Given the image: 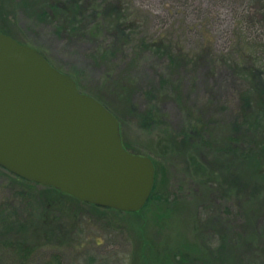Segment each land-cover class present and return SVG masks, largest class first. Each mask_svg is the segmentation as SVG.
Returning a JSON list of instances; mask_svg holds the SVG:
<instances>
[{
    "label": "rangeland",
    "instance_id": "rangeland-1",
    "mask_svg": "<svg viewBox=\"0 0 264 264\" xmlns=\"http://www.w3.org/2000/svg\"><path fill=\"white\" fill-rule=\"evenodd\" d=\"M74 1L70 12L72 0H0V32L117 118L126 150L155 165L154 197L119 212L0 167V242L17 236L33 264H264V221L245 215L260 205L221 183L235 175L226 142L240 132L231 67L245 39L264 37L250 22L257 0ZM147 112L157 124L139 120ZM12 257L0 249L1 264Z\"/></svg>",
    "mask_w": 264,
    "mask_h": 264
},
{
    "label": "water",
    "instance_id": "water-1",
    "mask_svg": "<svg viewBox=\"0 0 264 264\" xmlns=\"http://www.w3.org/2000/svg\"><path fill=\"white\" fill-rule=\"evenodd\" d=\"M0 167L83 203L140 211L154 187L117 118L36 49L0 32Z\"/></svg>",
    "mask_w": 264,
    "mask_h": 264
},
{
    "label": "trees",
    "instance_id": "trees-1",
    "mask_svg": "<svg viewBox=\"0 0 264 264\" xmlns=\"http://www.w3.org/2000/svg\"><path fill=\"white\" fill-rule=\"evenodd\" d=\"M257 2L259 5L256 13H259L260 17L256 23L253 21L250 22L256 24L263 31L264 0H257ZM72 3L73 8L70 12L76 9L75 1L72 0ZM246 10L241 13L242 19L238 22L239 25L236 26V30L241 31V33L247 29L243 24L246 13H249V10ZM250 19H254L253 16H250ZM262 38L259 41L254 39L252 42L249 39H245L246 41L240 58L234 61L231 67L242 89L239 97V115L233 124L234 128H239L240 132L239 134L235 133L232 136L233 138L231 136L228 137L226 142L228 152L232 153V158L235 159L232 165L235 175L229 178L230 175L222 173L223 175L221 176V183L227 186L230 191H237V194H244L248 202L255 203V205L258 203L260 205L261 210L256 209L255 206L245 214L250 223L254 222L255 219L264 221V37ZM150 113L147 112L145 117H142V115L139 116L141 117L139 120L146 125L148 124L147 121L152 118L157 124L156 116L150 115ZM122 143L126 149L123 141ZM195 170L197 171L198 168ZM23 181L27 182L25 180ZM208 184H212V181H208ZM234 187H236V190ZM152 196L154 197L153 192L149 200ZM68 197L74 199L71 196ZM6 234L9 233L6 232ZM0 245H2L0 249L4 250L6 257L13 255V260L14 257H17L16 264H33L32 259L36 251L31 249L28 244V246L25 245L17 236L15 241L5 240L0 242ZM231 258L233 259L234 257H228L227 264L232 263Z\"/></svg>",
    "mask_w": 264,
    "mask_h": 264
}]
</instances>
